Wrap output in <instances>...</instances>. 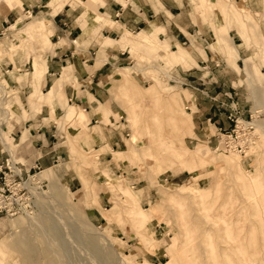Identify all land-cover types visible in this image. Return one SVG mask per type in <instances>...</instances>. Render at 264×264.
Listing matches in <instances>:
<instances>
[{
  "label": "rangeland",
  "instance_id": "1",
  "mask_svg": "<svg viewBox=\"0 0 264 264\" xmlns=\"http://www.w3.org/2000/svg\"><path fill=\"white\" fill-rule=\"evenodd\" d=\"M14 2L9 14L0 11V125L21 111L37 112V103L49 107L58 128L54 150L61 157L49 166L23 168L11 152L13 159L0 166V264H264V42L258 40L260 32L264 36V0H204L206 13L194 14V21L200 17L211 32L202 36L200 27L191 28L184 44L169 47L174 50H160L158 38L140 44L129 36V49L103 40L130 53L124 65L107 64L101 71L105 103L96 109L102 118L92 131H104L102 142L108 132L120 133L114 150L94 141L82 106L61 90L64 82L78 88L80 79L70 68L47 87L59 89L55 105L39 101L43 53L51 45L49 25L59 0ZM41 18L47 21L39 23ZM232 45L237 59L219 50ZM179 48L192 61L172 64L176 57L169 52ZM194 50H205L226 68L206 76L225 83L223 90L181 83L178 70L195 64ZM105 54L98 49L93 57L106 60ZM22 56L17 65L15 57ZM249 57L245 73L243 59ZM12 81L39 88L22 99L12 93ZM208 105L215 116L207 114ZM219 114L232 125L228 131H219ZM236 117L237 124H253L237 137L230 135ZM0 144L16 152L1 131Z\"/></svg>",
  "mask_w": 264,
  "mask_h": 264
},
{
  "label": "crops",
  "instance_id": "2",
  "mask_svg": "<svg viewBox=\"0 0 264 264\" xmlns=\"http://www.w3.org/2000/svg\"><path fill=\"white\" fill-rule=\"evenodd\" d=\"M203 1L204 0H92V2H88V0H83L87 5L81 7V5L78 4V0H68L62 3L59 0V2L55 3L56 5L59 4V7H56V12L52 16L49 25L51 32L49 34V41L51 45L43 53L46 70L41 86V92L43 94H40L39 101L45 99L48 104L55 105L53 98L60 94L59 89L57 85H53L50 90L47 91V87L52 85L53 76L60 75L63 70H68L70 68L75 77L80 79L78 88H76L73 83L68 84L64 82L60 87L61 90L68 97V101H73L76 105L82 106L87 117L86 128L88 130L91 129L89 132H91L94 141L100 142L101 144L107 143L114 150L121 141L120 133L109 135V132L107 134L105 131L107 134V141L102 142L101 140L103 139L101 137L104 136V131L102 132V129H95L98 132L97 134H99L98 136L92 131L94 127H98L97 123H99V119L102 118L101 113L96 111V109L99 103H105L103 98L105 94L103 91L105 82L102 78L103 73L101 71L110 67L105 66L107 64L124 65L127 63L126 59L130 57V53L127 50H121L120 45L116 47L118 49H114L115 47H109L105 44L104 46L102 42L120 41L123 46L130 48V44L128 43L129 36L136 38L138 43L144 44L145 40L142 39V36L149 33L153 43L156 44L159 39L160 50L175 46L177 48L188 39L186 34H191V28L193 29L196 26L198 28L200 27L202 36L206 34V31H209L206 28V23H203L200 17L197 18L196 23L194 21V14L199 13L201 16H204L206 13V7H204ZM11 10L5 15L9 14ZM97 13L100 14H98L100 16L99 23L95 22ZM199 14L198 16H200ZM104 19L106 20L103 22ZM44 27L46 28L45 23ZM193 33L194 35L199 34L196 31ZM198 39L200 40V37L197 36V42ZM76 40H78L79 45H76ZM253 40L254 39H249L250 43H252L254 54H257L258 50ZM258 40L260 43L264 42V36L261 32ZM163 41L167 42L168 45H164L162 43ZM218 44L217 42L215 45ZM98 49L102 51L105 49V57L107 56L106 60H98L96 56L93 57ZM219 50H223L226 57H234L236 59L238 57L236 45H232V47L223 46ZM181 52H183L182 48H179L177 52H173L176 55V60H173L172 64L190 61L191 57ZM192 57L195 64L186 70H178V74L181 75L180 78L182 79L181 83L187 86L192 85L195 87V90H201V88L198 87L201 85L204 86L202 90H223L225 86H227L223 82L211 81L206 77L209 74L215 75L222 71H226V68H220L218 65H215L205 50H203V53L194 50ZM21 58H23V56L15 57L17 65H22ZM250 58L251 57L243 59V62L245 60H250ZM36 69H40L38 65ZM255 70L253 66L250 68L251 73L256 72ZM10 88L12 93L14 91L24 99L28 92L35 91L39 86L35 87L31 82L27 85H22L12 81ZM189 89L192 90V88ZM195 93L198 96L200 95L198 92ZM203 98L205 99V97ZM37 100L36 97V101ZM197 104L201 105L203 102H199L198 100ZM23 105L27 106L25 102H23ZM36 105L39 107L37 112L34 111L31 113L30 110L27 109V111H29L27 114L21 111L14 117H8L4 119V122L2 121L0 131L2 133L4 132L6 137L11 139L14 148H17L15 152L14 149L11 151L8 147H3L0 144L1 167H5L6 162L10 158L13 159L11 152L16 157L15 160L18 161L16 164L23 168L27 166L29 168H33V166L45 167L49 166L51 162L60 159L61 153L55 152L53 145L55 144L53 138L56 137L58 128L56 123H53L55 122L54 119H52V121L50 119L51 113L48 111L50 108H46L45 106L41 108V104L39 105V103L35 104V106ZM210 106L211 105L207 106L209 110L207 114L212 117L216 115V109L214 108L210 113ZM82 109H79V111L84 115ZM52 110L54 115L58 113L55 106H53ZM238 112L240 115L243 114L240 109ZM66 115L68 117H74L71 111L67 112ZM222 115L223 114H219L217 118L218 120H222V124H218V129L219 131H228L232 125L229 122L227 123L224 119H227V116L225 115V117H223ZM218 120H216V123L219 122ZM94 145L97 144L95 143ZM34 148L38 151L33 154L30 153L29 150H34Z\"/></svg>",
  "mask_w": 264,
  "mask_h": 264
},
{
  "label": "bare ground",
  "instance_id": "3",
  "mask_svg": "<svg viewBox=\"0 0 264 264\" xmlns=\"http://www.w3.org/2000/svg\"><path fill=\"white\" fill-rule=\"evenodd\" d=\"M88 2H92V0H88ZM14 4H15V2H14V0H0V11H1V13H3V14H6L9 10H10V8H12V6L14 7ZM16 5V4H15ZM242 6V5H241ZM248 14V13H247ZM21 18H19L16 22H18L19 20H20ZM36 21V20H35ZM39 21V23L42 21V22H45V21H47L46 19H44V18H41V19H39L38 20ZM12 27H14V24H12L11 25V27L10 28H12ZM150 34L149 33H146V34H144L143 36H142V39H144L145 41H152L151 40V38H150V36H149ZM252 37V36H251ZM251 39H254L253 37L251 38ZM260 42V41H259ZM261 45V44H260ZM263 45V44H262ZM256 48V47H255ZM260 50V49H259ZM261 51V50H260ZM169 53H171L172 55H174L175 57H176V55L173 53V52H169ZM168 53V54H169ZM181 53H183V52H181ZM180 54V53H179ZM177 56H178V54H177ZM190 57V56H189ZM245 62V64L247 65V61L245 60L244 61ZM248 71V70H247ZM54 96V95H53ZM54 97H56V96H54ZM133 114H135V113H133ZM134 117V116H133ZM251 126V127H253V124L252 123H244L243 122V120H240V122H239V124H238V129H237V132H239V130L241 131L242 129H245V127H247V126ZM135 126H136V121L135 120H133L132 121V127L133 128H135ZM255 126H256V124H255ZM258 126V125H257ZM239 134H242V133H239ZM238 136V135H237ZM161 140V139H160ZM226 144H228V145H230L228 142H226ZM231 147L233 148L234 146L233 145H231ZM234 150V153H238V151L235 149V148H233ZM196 151H198V152H200V149H197ZM199 155L202 157V154H200L199 153ZM233 159H234V157H233ZM45 171V170H44ZM48 172L49 171H46V172H44V173H42L43 174V176H47L46 174H48ZM39 176H41V174L39 175ZM202 188H200V189H198V188H196L195 187V190H197L198 191V194L200 195V197L201 198H203L204 197V193H203V191L201 190ZM49 190H50V194L52 195L53 194V192L54 191H57V185H56V182H55V180H54V178H52L51 180H49ZM129 190V189H128ZM53 191V192H52ZM60 194V193H59ZM54 195V194H53ZM49 198V197H48ZM179 205V204H178ZM182 209V208H181ZM190 209V208H189ZM145 214V213H144ZM207 215V214H206ZM148 216V215H147ZM204 218V217H203ZM142 221V220H141ZM188 238V237H187ZM96 245V244H95ZM97 247V246H96ZM22 248V247H21ZM97 249V248H96ZM26 250V249H25ZM26 252H28V251H26ZM50 253V252H49ZM188 254V253H187ZM189 256V255H188ZM52 260V259H51ZM59 262V261H58ZM46 264V263H45ZM48 264H58L57 263V261L55 260V261H49L48 262Z\"/></svg>",
  "mask_w": 264,
  "mask_h": 264
},
{
  "label": "built area",
  "instance_id": "4",
  "mask_svg": "<svg viewBox=\"0 0 264 264\" xmlns=\"http://www.w3.org/2000/svg\"><path fill=\"white\" fill-rule=\"evenodd\" d=\"M238 120H239V118L236 117V119H235V124H234V127H235V128L232 129V130H231V133H230V135H233V134H234L235 137H237L236 132H237V128H238V127H237V126H238V124H237V123H238ZM241 120H242V119H241ZM248 128H250V126H249ZM236 148H238V149H242V146H241V145H237Z\"/></svg>",
  "mask_w": 264,
  "mask_h": 264
}]
</instances>
